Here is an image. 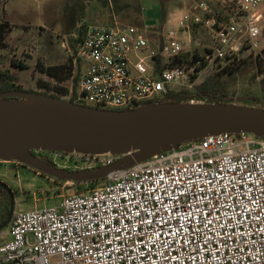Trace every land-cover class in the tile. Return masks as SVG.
I'll return each mask as SVG.
<instances>
[{
    "label": "built area",
    "instance_id": "obj_1",
    "mask_svg": "<svg viewBox=\"0 0 264 264\" xmlns=\"http://www.w3.org/2000/svg\"><path fill=\"white\" fill-rule=\"evenodd\" d=\"M263 18L264 0H195L157 41L146 26H80L62 44L76 99L124 109L192 87L261 48ZM197 28L211 37L201 49L191 46ZM82 156L86 168L119 157ZM74 185L84 188L57 204L13 210L0 264H264V136L207 135Z\"/></svg>",
    "mask_w": 264,
    "mask_h": 264
},
{
    "label": "water",
    "instance_id": "obj_2",
    "mask_svg": "<svg viewBox=\"0 0 264 264\" xmlns=\"http://www.w3.org/2000/svg\"><path fill=\"white\" fill-rule=\"evenodd\" d=\"M248 132L264 136V108L218 102H152L134 108H99L24 90L0 92V161H17L74 182L97 180L110 171L207 135ZM111 153V164L70 171L48 164L31 151ZM9 210L14 197L8 185Z\"/></svg>",
    "mask_w": 264,
    "mask_h": 264
},
{
    "label": "rangeland",
    "instance_id": "obj_3",
    "mask_svg": "<svg viewBox=\"0 0 264 264\" xmlns=\"http://www.w3.org/2000/svg\"><path fill=\"white\" fill-rule=\"evenodd\" d=\"M105 1L0 0V22L3 24L0 29V72L7 71L13 75L14 82L23 90L45 92L69 99L72 77L76 74L58 83L41 73L36 63L39 61L43 65H52L67 62L69 52L62 44L66 41L70 46L72 32L88 23L133 25L139 28L146 26L150 41H157L165 30L168 15L174 11L172 8L182 7L180 0H122L127 5L117 10L114 4L111 6V3ZM262 31L259 43L261 48L264 46L261 44L264 40V24ZM139 33L144 34L142 30ZM210 42V34L205 29L197 28L192 33L191 46L201 49V45L207 46ZM261 48L244 51V62L234 61L235 72L222 75V81L226 85L222 92L224 100L229 103L264 106V91L260 85L264 78V52ZM256 58L258 64L254 62ZM132 59L137 60L134 55ZM18 62L26 65V68L15 66L14 63ZM78 72L81 70L78 69ZM215 73L217 72L206 70L192 87L179 88L175 92L182 96L191 94L198 84ZM38 79H45L50 86L39 87ZM56 85L66 87L68 93L60 94L54 88ZM0 177L17 191L13 210L18 212L49 207L59 203L61 194L84 188V185L68 182V187L59 189L58 186L63 183L35 174L16 161H0Z\"/></svg>",
    "mask_w": 264,
    "mask_h": 264
},
{
    "label": "trees",
    "instance_id": "obj_4",
    "mask_svg": "<svg viewBox=\"0 0 264 264\" xmlns=\"http://www.w3.org/2000/svg\"><path fill=\"white\" fill-rule=\"evenodd\" d=\"M112 2H115L116 0H111ZM109 3L107 0L105 1ZM3 24L0 22V29ZM262 52H264V47L262 48ZM251 55V54H250ZM249 56V55H248ZM250 57V56H249ZM185 58V56H184ZM246 57H239L236 60H241V62H244ZM182 59L180 57H175L172 59L171 64L179 63ZM234 61L227 63L224 68L213 74L211 77L205 79L202 83L198 84L194 91L191 92V94L182 96L181 93H177L175 91H170L167 95L156 100H150L146 103H152V102H179V101H202V102H218V103H229L228 101L223 99L222 92L225 89V82L222 81V75L223 74H233L236 70V67H234ZM255 64H258V60L254 59ZM15 66L20 67L21 69L26 68V65L23 63H14ZM36 66L38 67L39 71L41 73H44L47 77L54 79L56 82L60 83L66 79H69L72 76V66H71V60L60 64H52V65H43L41 62L37 61ZM159 60L156 61V69H159ZM73 83L70 90V98L69 100L77 103H81L84 105L99 107L97 105H92L85 103L83 100H77V84L79 80V74H76L74 77H72ZM37 85L39 87L47 88L49 87V82L45 79H38ZM260 85L263 88L264 91V78L261 79ZM57 92L60 94L68 93V89L63 86H54ZM23 90L19 85H17L14 82V77L7 71H1L0 72V92L6 91V90ZM24 91H30V92H36L41 93L45 95H50L53 97H59L55 94H47L45 92H39L34 90H24ZM102 108V107H99ZM134 108V107H133ZM264 108V106H263ZM121 109V108H119ZM33 153V150L31 151ZM8 213V201L7 197L5 195H2L0 193V223L5 219Z\"/></svg>",
    "mask_w": 264,
    "mask_h": 264
},
{
    "label": "flooded vegetation",
    "instance_id": "obj_5",
    "mask_svg": "<svg viewBox=\"0 0 264 264\" xmlns=\"http://www.w3.org/2000/svg\"><path fill=\"white\" fill-rule=\"evenodd\" d=\"M256 60H257V58H256ZM33 154L37 158L45 161L48 164H52L55 167L70 170V171L85 169L86 166L83 163L84 157L82 156V154H84L85 156H90L89 153L63 152V151H55V150H51V151L33 150ZM18 163L20 165H22L24 168L29 169V170L33 171L35 174H38V175H40V176H42L48 180H53L55 182H61V183H66V182L75 183L74 181L62 179V178H59L57 176L51 175L50 173H46V172H43L41 170H37L34 167H31L29 165H26V164H23L20 162H18ZM0 180L5 182L1 177H0ZM8 187L11 190V195L14 197L17 194V191L9 185H8ZM0 193L7 197L8 210H9V193L6 191V189L2 188L1 186H0Z\"/></svg>",
    "mask_w": 264,
    "mask_h": 264
},
{
    "label": "crops",
    "instance_id": "obj_6",
    "mask_svg": "<svg viewBox=\"0 0 264 264\" xmlns=\"http://www.w3.org/2000/svg\"><path fill=\"white\" fill-rule=\"evenodd\" d=\"M109 2V4L111 3V6L114 4V6L116 7L117 10H121L124 8L125 5H127V3H123L124 1L122 0H116L115 2L112 3L111 0H107ZM195 0H180L179 3L182 6L181 8H178L177 6L173 7L170 14L168 15L166 21H165V29L173 24L175 22L176 17H178L182 11H184L187 7H189V5L191 3H193Z\"/></svg>",
    "mask_w": 264,
    "mask_h": 264
}]
</instances>
